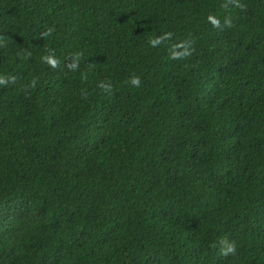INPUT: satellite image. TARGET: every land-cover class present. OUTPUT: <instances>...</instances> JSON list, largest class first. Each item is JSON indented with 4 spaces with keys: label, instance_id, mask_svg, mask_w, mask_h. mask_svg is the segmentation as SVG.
<instances>
[{
    "label": "trees",
    "instance_id": "16d2710c",
    "mask_svg": "<svg viewBox=\"0 0 264 264\" xmlns=\"http://www.w3.org/2000/svg\"><path fill=\"white\" fill-rule=\"evenodd\" d=\"M0 264H264V0H0Z\"/></svg>",
    "mask_w": 264,
    "mask_h": 264
},
{
    "label": "clouds",
    "instance_id": "9594fccd",
    "mask_svg": "<svg viewBox=\"0 0 264 264\" xmlns=\"http://www.w3.org/2000/svg\"><path fill=\"white\" fill-rule=\"evenodd\" d=\"M133 83L136 84V85H138V84H139V79H138V78L134 79V80H133ZM230 250H231V249H230Z\"/></svg>",
    "mask_w": 264,
    "mask_h": 264
}]
</instances>
